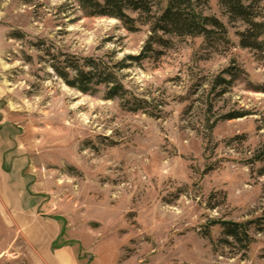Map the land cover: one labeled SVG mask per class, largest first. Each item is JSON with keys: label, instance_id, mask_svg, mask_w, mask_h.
<instances>
[{"label": "rangeland", "instance_id": "obj_1", "mask_svg": "<svg viewBox=\"0 0 264 264\" xmlns=\"http://www.w3.org/2000/svg\"><path fill=\"white\" fill-rule=\"evenodd\" d=\"M203 1L225 40L163 36L133 61L150 35L140 22L130 32L76 0H0V264H264V61L219 0ZM54 57L122 63L127 96L159 115L104 99L103 85L68 87ZM231 65L242 73L210 122L246 115L208 135L201 103ZM212 221L252 222L249 243Z\"/></svg>", "mask_w": 264, "mask_h": 264}, {"label": "trees", "instance_id": "obj_2", "mask_svg": "<svg viewBox=\"0 0 264 264\" xmlns=\"http://www.w3.org/2000/svg\"><path fill=\"white\" fill-rule=\"evenodd\" d=\"M87 16L114 18L122 23L130 32L138 30L135 23L145 25L150 33L142 52L129 60L139 61L152 46L159 44L167 46L163 36L175 37H202L206 41L225 40L227 33L225 25L215 16L207 15L200 2L203 0H76ZM223 14L229 23H240L241 30L235 32L238 45L241 48L252 50L258 60L264 61V0H219ZM137 15V19L128 13ZM54 73L70 88L83 94H93L97 87L104 86L103 98L123 100V107L129 111L143 110L150 116H158L159 111L152 112L145 109L147 102L135 97H128L126 90L120 83L115 68L122 69V63L108 65L93 58L78 59L69 57L59 61L55 57L51 63ZM242 73L231 65L210 79L209 90L201 116V125L206 134H210L217 122L233 120L244 117L245 113H227L210 122L214 101L227 92L232 82ZM258 92L264 93V83L256 87ZM190 109V107L188 108ZM207 136V135H206ZM256 160L263 157L256 156ZM219 224L227 238L242 244L245 248L248 240V226L252 222L234 223L225 221H212ZM228 242V241H225Z\"/></svg>", "mask_w": 264, "mask_h": 264}]
</instances>
